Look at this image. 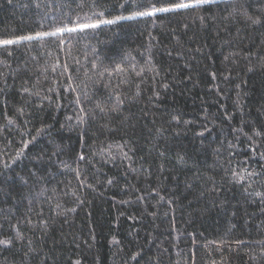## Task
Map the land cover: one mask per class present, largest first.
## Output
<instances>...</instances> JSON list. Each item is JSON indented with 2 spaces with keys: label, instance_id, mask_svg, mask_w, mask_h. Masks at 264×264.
Returning <instances> with one entry per match:
<instances>
[{
  "label": "trees",
  "instance_id": "obj_1",
  "mask_svg": "<svg viewBox=\"0 0 264 264\" xmlns=\"http://www.w3.org/2000/svg\"><path fill=\"white\" fill-rule=\"evenodd\" d=\"M18 36L0 264H264V0H0Z\"/></svg>",
  "mask_w": 264,
  "mask_h": 264
},
{
  "label": "snow or ice",
  "instance_id": "obj_2",
  "mask_svg": "<svg viewBox=\"0 0 264 264\" xmlns=\"http://www.w3.org/2000/svg\"><path fill=\"white\" fill-rule=\"evenodd\" d=\"M210 0H197V3H209ZM153 7H155V5H153ZM176 8H186V7H190L189 4H185V3H178L175 5ZM157 11H170L171 9H168V8H161V9H156ZM140 15H151L152 13H144V12H141L139 13ZM104 23H108V24H111V23H114V21H111V20H100L98 23H94V24H84L82 27H81V31H83V29L85 28H97L99 27L100 24H104ZM77 29L75 28H72V29H68V31H72V32H75ZM60 31H63V29H57L56 32H52V33H47V32H44V33H37V37H42V36H47V35H57L58 32ZM37 37H33V36H18L14 39L12 38H7V39H0V47H7V46H10V45H15V44H19L21 41H25V40H33V39H36ZM22 153H18V155H21ZM80 159H84L83 156L80 157ZM5 167H7V165H5ZM0 243H7V241H0Z\"/></svg>",
  "mask_w": 264,
  "mask_h": 264
}]
</instances>
